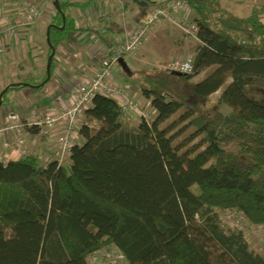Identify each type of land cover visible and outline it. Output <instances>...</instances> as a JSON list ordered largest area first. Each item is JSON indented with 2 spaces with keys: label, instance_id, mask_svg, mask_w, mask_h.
Segmentation results:
<instances>
[{
  "label": "trees",
  "instance_id": "obj_1",
  "mask_svg": "<svg viewBox=\"0 0 264 264\" xmlns=\"http://www.w3.org/2000/svg\"><path fill=\"white\" fill-rule=\"evenodd\" d=\"M95 1L54 6L48 56L83 29L71 11ZM183 1L198 26L194 71L123 68L156 110L151 124L99 94L86 111L96 123L81 126L68 162L0 163V264H86L113 243L131 264H264L217 212L236 209L264 225V100L250 95L264 85V4L238 16L222 0Z\"/></svg>",
  "mask_w": 264,
  "mask_h": 264
},
{
  "label": "crops",
  "instance_id": "obj_2",
  "mask_svg": "<svg viewBox=\"0 0 264 264\" xmlns=\"http://www.w3.org/2000/svg\"><path fill=\"white\" fill-rule=\"evenodd\" d=\"M9 1L12 0H0V18L8 15L9 17L12 16V18L21 17L22 9L19 6L12 9L10 14L8 13L9 11L5 12V9L11 7L9 3H13ZM34 1L40 8L42 7V15L33 25L26 29H19L12 37H5L0 34L2 43L6 44L7 47V54L0 64V94L10 84L24 83L22 88L6 92L4 96L5 103L0 106V125L8 122L9 111H12L17 116L14 122H20L22 125L21 116L23 113H31L36 110L43 114L49 113L59 106L62 100L69 98L71 87L78 83L81 76L87 71L92 72L94 70L97 58L101 59L111 49H114L113 39H121L124 22L125 20L129 21L125 19L126 9L120 8L118 0L104 1L105 3L102 0H96L84 13L79 9L81 13L87 15L86 17L96 22L103 38L100 39L99 34L95 33L93 29H82L68 36L56 50L54 69L49 82L43 88L38 89V82L44 77L46 72V68L43 67L45 55L40 51V45H42L40 40L42 35L44 38L46 37L48 24L55 9L52 8L53 2L51 0ZM70 1L84 2L87 0ZM7 2L8 5L6 4V7L2 5V3L5 4ZM104 12H108L111 17L103 19L101 14ZM140 12H143V10L136 13L133 12L134 14L131 17L137 18ZM186 14L179 13L178 18L184 19ZM169 22L171 21L164 19L152 30L148 37L149 50L146 54L144 52L141 55V61H149L154 64L153 66H160L161 63L169 62L170 58H183L189 54L191 46L189 41L175 40L174 32L169 29ZM77 27L80 26L77 24ZM173 47L179 49L172 50ZM170 48L171 50H169ZM135 54L124 55L122 59L129 63V57H134ZM120 65L123 68V65L119 62ZM119 66H116L114 70L119 68ZM114 75L118 81H125L124 75L120 71L114 73ZM195 79L201 80L198 76ZM134 92L135 94L137 93L135 90ZM141 98H144L143 95ZM86 122L96 123V121H91L88 116L84 120V123ZM23 130L26 131L24 153L18 151L15 146L5 148L3 140L0 138V155L6 157L8 161L19 159L25 155H34L42 163L50 159H59L56 146L45 137H39L38 129L26 127L25 123H23ZM32 130H37V132L33 133ZM8 137L11 143L14 142L13 131L9 133ZM81 142L82 140L78 143ZM69 158H65L63 163L68 162Z\"/></svg>",
  "mask_w": 264,
  "mask_h": 264
},
{
  "label": "built area",
  "instance_id": "obj_3",
  "mask_svg": "<svg viewBox=\"0 0 264 264\" xmlns=\"http://www.w3.org/2000/svg\"><path fill=\"white\" fill-rule=\"evenodd\" d=\"M104 1L109 0H102ZM22 9V16L12 18L3 16L0 18V34L5 37L14 36L19 29H26L33 25L42 15L40 6L34 0H17L16 2ZM190 7L183 0H164L160 3L151 4L149 9L140 13L134 22L125 20L121 39L114 40V55H107L99 62V67L91 75L82 76L80 82L71 87L70 97L62 100L59 106L43 116H37L34 113L27 122L26 127L38 129L39 137H45L56 146L60 163L64 158L70 157L71 149L77 142L81 126L86 118V111L92 99L99 94L106 95L116 100L124 115L132 122L146 121L152 122L156 115V110L150 102L142 105L136 100L133 93V86L130 83L117 84L114 79L113 68L119 64L124 55L135 53L144 43L149 30L155 27L160 21L168 19L176 23L184 30L186 34L197 35L198 26L195 22H189L185 19H177L180 12H188ZM101 16L109 19L111 15L104 12ZM7 54L6 44L0 39V64ZM171 71L183 73H192L194 71V56L188 59H177L167 62L161 66ZM17 116L12 111L8 113V122L0 125V138L3 140V146L9 148L15 146L16 149L24 153L26 142V131L23 130V124L14 122ZM13 120V121H12ZM12 121V122H11ZM16 121V120H15ZM14 132V142L9 141V133ZM8 159L0 155V163H6ZM46 162V161H45ZM236 210V209H232ZM229 216L233 219L234 213H238L240 218L235 225L239 226L240 220L249 219L239 210L229 211ZM257 227L259 236L264 234L263 224H254ZM86 264H131L126 258L123 251L116 244L105 245L93 253L87 259Z\"/></svg>",
  "mask_w": 264,
  "mask_h": 264
},
{
  "label": "rangeland",
  "instance_id": "obj_4",
  "mask_svg": "<svg viewBox=\"0 0 264 264\" xmlns=\"http://www.w3.org/2000/svg\"><path fill=\"white\" fill-rule=\"evenodd\" d=\"M73 1H75V0H73ZM150 1L151 2L146 7H142V6L138 5L137 3L133 2L132 0H118V3L120 2L118 5L120 6V8L123 7L124 10L126 9L125 10L126 11L125 19H128L131 22H134L136 20V18L135 17H131V15H133L137 11H142L143 10V12H145V11H147L149 9V7L151 6V3L152 4L153 3H160V2H162L164 0H150ZM9 2H13V3H9L11 5V7H9L10 6L9 5L8 6L9 8L5 9V12L9 11L8 13L10 14L12 9L16 8L17 6H19V4L16 3L17 0H14V1L12 0V1H9ZM51 2H52V0H51ZM222 2H223L225 7H227L230 11H232L233 13H235L238 16H247V15H249L251 13L254 5H263L264 4V0H222ZM6 4L8 5V2L5 3V4L2 3L3 6H5ZM52 8L55 9L54 4L52 5ZM97 11H99V9H97ZM140 13H142V12H140ZM140 13H138V15ZM180 13H187L186 17L184 18L185 20H188L189 22H194L195 21V13H194V11L191 8L188 10V12H180ZM71 14H72L73 18L76 20V23L81 28H83V29H93V30H99L100 29L98 27V25L96 24V22H94V21L90 20L88 17H86L87 15L81 13V11L79 9L74 8L71 11ZM103 19H105V18H103ZM177 19H180V18H178V15H177ZM168 25L170 26L169 29L172 32H174L175 40H177V41L188 40L190 45H191L188 55H185L183 58H175V57H173V58H170L171 59L170 61L177 60V59H188L189 57L194 56V52H195L194 51V47L196 45H198V43H199L197 35L186 34L182 28H180L176 23H174L172 21L169 22ZM155 27H153V28H151L149 30V32H148V34H147V36L145 38L144 43L135 52L136 53L135 56L134 57H129V63L127 62L128 63L127 67L129 69V71H128L129 73H131L132 71L140 70V69L151 70L154 67H161V66H163V65H165L167 63V62L161 63L160 66H157V65L153 66L154 64L149 62V61H141L140 60L141 55L144 52L146 54V52L149 50L148 37L150 36L152 30ZM40 41H41V44H42V45H40V47H41L40 51L42 52V54L45 55L44 59H43V67L46 68L47 67V63H48V58H49V56H48V44L46 42V38H44L43 35H42ZM174 49H179V48L173 47L172 50H174ZM169 50H171V48ZM101 59H102V57H101ZM101 59L97 58V61H96L97 64L94 66V68H93L94 70L92 72H88L87 71V73L83 74L82 76L93 74V72L99 67V62L101 61ZM53 60L55 61V56H54ZM117 66H119V64ZM211 70H212V68L205 69L204 71H202L198 75V78L202 79L205 76V74H207ZM119 71L121 73H123L125 81L124 82L123 81L122 82L118 81L116 79L115 75H114L113 81H115L117 84H122V85H124L127 82L129 83V81L127 80L126 73L123 70L121 65L119 66V68H116V70H114V68H113V74L114 73H118ZM82 76H81V78H82ZM81 78L79 79L78 82H80ZM134 90L137 91L136 94H135ZM133 93L135 95L136 100H138L142 105L147 104V101L145 100V98H141L142 93H141V91L138 88H133ZM250 95L254 96V97L258 98V99L264 100V85L261 86V87L252 89L250 91ZM34 113H37L36 114L37 116H43V115L46 114V113H44V114L43 113H39V112H37V110L33 111L31 113H23V115L21 116L22 124L27 122L28 119H30ZM193 130L194 129H189L186 133H184V135H182L180 137V140H181V138H184L187 135H189L191 133V131H193ZM80 140L81 139L79 137V139L77 140V143L80 142ZM229 211H236V210L219 209L217 211L218 215H219V220H220L221 225L224 228H226V229H234V230L242 231L244 233V235H245V237H246L251 249L264 255V234L262 233V235L259 236L257 234V230H258L257 227L256 226L252 227L253 224H251V221L248 222L247 220H245V221L244 220H240V222H238L239 226H233L232 225V220H234V222H235L234 224L237 225L236 219L238 220L240 218V215L238 213H234L235 217L233 219V216L232 217L229 216V213H228Z\"/></svg>",
  "mask_w": 264,
  "mask_h": 264
},
{
  "label": "water",
  "instance_id": "obj_5",
  "mask_svg": "<svg viewBox=\"0 0 264 264\" xmlns=\"http://www.w3.org/2000/svg\"><path fill=\"white\" fill-rule=\"evenodd\" d=\"M53 4L54 6L56 7L57 10L61 11L62 12V8H61V5H60V1L59 0H53ZM138 5L142 6V7H146L149 5V2L147 0H139L138 1ZM63 15V21H64V24L62 26V29L65 28V24H66V16L64 13H62ZM50 26H48V31H47V42L50 46H53L51 44V40H50ZM55 53H56V49L53 48L52 49V53L50 54L49 58H48V63H47V67H46V72H47V78H46V81H48L50 78H51V67H52V63H53V59H54V56H55ZM120 63L123 65V68L126 69L127 67V63L125 62L124 59H120ZM176 74H179V75H182V74H186V73H183V72H178V71H174ZM11 85V84H10ZM10 85H8L0 94V106L2 105L3 103V95L4 93L9 89ZM27 85H30V84H27Z\"/></svg>",
  "mask_w": 264,
  "mask_h": 264
},
{
  "label": "flooded vegetation",
  "instance_id": "obj_6",
  "mask_svg": "<svg viewBox=\"0 0 264 264\" xmlns=\"http://www.w3.org/2000/svg\"><path fill=\"white\" fill-rule=\"evenodd\" d=\"M133 2L137 3L138 4V1L139 0H132ZM149 3L151 2L150 0H147Z\"/></svg>",
  "mask_w": 264,
  "mask_h": 264
}]
</instances>
